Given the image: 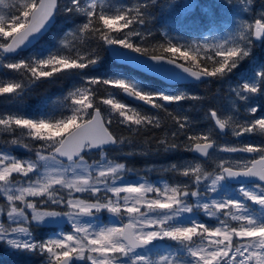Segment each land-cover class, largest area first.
I'll list each match as a JSON object with an SVG mask.
<instances>
[{"label": "snow or ice", "instance_id": "obj_1", "mask_svg": "<svg viewBox=\"0 0 264 264\" xmlns=\"http://www.w3.org/2000/svg\"><path fill=\"white\" fill-rule=\"evenodd\" d=\"M157 6L0 0V98L19 105L33 86L71 81L43 109L0 111V248L37 264H264V4L221 0L216 7L229 15L219 22L201 8L208 34L183 42L168 32L151 40ZM178 7L188 17L200 6ZM60 16L71 26L42 44ZM104 46L179 80L226 84L228 103L205 108L209 123L197 130L183 104L200 96L101 71ZM114 122L136 135L162 130L156 147L117 135ZM229 133L236 142L222 143ZM178 152L194 155L160 171L179 179H126L127 157Z\"/></svg>", "mask_w": 264, "mask_h": 264}, {"label": "trees", "instance_id": "obj_2", "mask_svg": "<svg viewBox=\"0 0 264 264\" xmlns=\"http://www.w3.org/2000/svg\"><path fill=\"white\" fill-rule=\"evenodd\" d=\"M127 2V1H126ZM200 7L196 8L195 11L191 14V16L185 17L183 19L176 18L180 14V9L178 12H174L175 8H179L178 5L183 3V0H158V6L153 10L154 19L149 24V27L154 33V36L151 38L152 41L161 40V32L162 29L168 30V27H171V31L173 30V34L177 35L178 37L185 38L186 40H192L194 38L201 39L203 34L205 33L206 29L200 30L201 27L204 26L205 18L204 13L201 11V8H212L215 12H217L218 8L214 7V3L211 0H197ZM170 7H166V5ZM262 4H264V0H256V7L259 8ZM165 10V11H163ZM228 14L220 13L218 19H224ZM194 16H198L196 23L191 22V18ZM66 22L63 16L57 18V22ZM186 22V23H184ZM200 22V24H198ZM68 27H70V22H67ZM56 27V26H55ZM53 28V30L55 29ZM52 30V31H53ZM54 35V34H53ZM49 33L44 40L41 41L42 44L50 45L54 43L55 37L49 40V37L53 36ZM57 36V35H56ZM170 36H172L170 34ZM100 54L104 57L103 66L101 67V71H107L111 69L114 72L122 73L124 76L129 77L130 79H134L142 84L149 85L152 88L159 89V90H169L162 82L150 78L138 71H135L127 66L119 65L115 62L112 56L109 54V51L104 46L101 49ZM258 50V55H259ZM8 76H11L12 73H7ZM235 80V77L233 78ZM71 86V81H61L58 83H40L29 91L27 96L17 103L12 102L8 103L5 102L3 98H0V111H14L18 106L25 108L30 111H36L38 109H43L46 105L51 104L53 98H57L62 94L66 93L68 88ZM181 92H186L188 94H194L200 96L202 99L199 102L195 101H186L183 104L185 109H188L189 115L196 121L195 128L197 130L204 129L206 125L209 123L208 121L203 119L204 116V109L207 108L209 105H213L212 96L214 94V106L216 107L217 104V96L218 94L224 95L228 94V86L225 84L223 89L219 83L210 81L209 84H201V85H188L182 88ZM101 94L103 92L101 91ZM124 99V98H123ZM257 103H264V99L258 100ZM130 104V103H129ZM216 104V105H215ZM134 105V104H133ZM176 107V106H172ZM220 108V105L217 108ZM151 111V110H150ZM162 117H164L166 121V126H173L170 118L166 117V114L161 113ZM111 129L117 135L123 136H132L135 141V145L140 146L143 144L145 147L150 145L152 148H155V140L160 137V133L162 130L160 129H150L148 131H142L139 135L129 133L127 129L119 126L115 122L112 124ZM230 135V133L228 134ZM184 138L181 137V140ZM236 142V138L234 137ZM243 142H252V143H259L260 138L257 136H244L240 139ZM148 142L146 145L145 142ZM184 154L183 157H190L191 153L182 152ZM116 158L120 159L121 161L125 160L123 155L119 153L114 154ZM171 157V156H169ZM174 159L178 160V158ZM128 167L134 169V173L140 176H146L149 180H154L156 178L157 171H144V168L149 165L148 159L145 157H137L131 156L126 158ZM149 173V174H148ZM160 177L165 178L169 183L173 182L175 178H171L169 174L160 175ZM37 257L27 256V255H16L10 253L7 249L0 248V264H37Z\"/></svg>", "mask_w": 264, "mask_h": 264}, {"label": "rangeland", "instance_id": "obj_3", "mask_svg": "<svg viewBox=\"0 0 264 264\" xmlns=\"http://www.w3.org/2000/svg\"><path fill=\"white\" fill-rule=\"evenodd\" d=\"M127 0H116V2H126ZM213 3H214V7L217 8L216 6L218 4L221 3V0H211ZM166 7H170L168 4L166 5ZM171 8V7H170ZM179 8H175L174 9V12H178ZM5 12H7V9L4 10ZM165 11V10H163ZM220 13H225L224 10H221L218 8L217 12H216V16L217 18L219 17V14ZM229 15V14H228ZM176 18H185V16H182V15H178ZM198 16H194L192 17L190 20L192 23H196V20H197ZM204 18H205V22H204V26L200 28V30L202 29H205L207 28V24H208V17L206 15H204ZM220 21L223 20V19H219ZM218 21V19H217ZM186 23V22H184ZM198 24H200V22H198ZM68 25H67V22H58L56 24V27L55 29L51 32V37H49V40L53 39L54 37H56V35L64 28H67ZM169 29L168 30H164L162 29V32H168L169 35L171 34L173 37L177 38V39H180L182 42L185 41L186 39L185 38H182V37H178L177 35H174L173 34V30L171 31V27H168ZM161 32V33H162ZM204 34H208V29L207 31L204 33ZM219 34V33H218ZM162 37V36H161ZM196 39V38H194ZM192 39V40H194ZM201 39H203V36L201 37ZM170 92H174L173 90H168ZM227 96L228 94H224V95H220L218 94V98H217V106L220 105V108L226 106V104L228 103V99H227ZM56 98H53V100H55ZM212 102H213V105H214V94L212 96ZM219 108V107H218ZM222 143H235V140H234V137H232L231 135H227V136H224L223 140L221 141ZM139 147H145L143 144H140ZM127 150V149H126ZM118 152L116 151H110V155H114V154H117ZM16 154L21 156V157H25L27 155H29L28 153H26L23 149H19V150H16ZM120 154V153H119ZM122 155V154H120ZM220 155H228V154H220ZM145 157L148 159V163L149 165L147 167L144 168V171H148V169L152 166H155V169L156 171L158 172V176H156V178H154V180H149L150 182H153V183H161L163 180H165V178H162L160 177V175H166V174H169L171 178H174L173 175L171 173H163L160 171L161 168L167 166L169 163H173V162H177L178 160H180L181 158H184L185 160H188V159H191L192 156L190 157H183L184 154L182 152H178V153H171V154H168V155H148V156H144V155H137V157ZM171 156V157H169ZM174 156L175 158H178V160L174 159ZM149 174V173H148ZM145 176V175H144ZM139 177L140 175L138 174H135L133 171L128 173L127 174V177L126 179L129 180V181H132V182H136L139 180ZM146 177V176H145ZM147 178V177H146ZM148 179V178H147ZM175 179H179V178H175ZM167 181V180H166ZM79 195V194H77ZM112 218L109 217V215L107 213H103L101 214V220L103 223H108ZM206 219V218H205ZM66 227H70V226H66Z\"/></svg>", "mask_w": 264, "mask_h": 264}, {"label": "water", "instance_id": "obj_4", "mask_svg": "<svg viewBox=\"0 0 264 264\" xmlns=\"http://www.w3.org/2000/svg\"><path fill=\"white\" fill-rule=\"evenodd\" d=\"M119 51H124V50L120 49ZM110 53L114 57V59L117 61V63H119L121 65L129 66L130 68H132L136 71L144 73L150 77L159 79L171 87H176V86L185 85V84H192V83H197V84L201 83V82L193 81L191 79L179 80L178 77L171 72L159 71V70H156L154 68H150V67H148V65H146L143 61L140 60L143 58H140V59L135 58L134 53H128V54H123V55L112 54L111 51H110ZM176 71H178V70H176ZM124 98L127 101H129L130 103H133V104L139 103V102L130 100L127 97H124Z\"/></svg>", "mask_w": 264, "mask_h": 264}]
</instances>
